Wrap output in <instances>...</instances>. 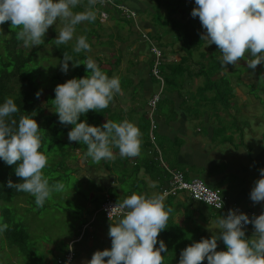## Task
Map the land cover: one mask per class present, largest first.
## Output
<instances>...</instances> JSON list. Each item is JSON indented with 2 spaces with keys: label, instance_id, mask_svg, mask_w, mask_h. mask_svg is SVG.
<instances>
[{
  "label": "clouds",
  "instance_id": "1",
  "mask_svg": "<svg viewBox=\"0 0 264 264\" xmlns=\"http://www.w3.org/2000/svg\"><path fill=\"white\" fill-rule=\"evenodd\" d=\"M98 3L103 5L106 0H87L86 4L84 0H0V25L10 22L11 29L18 30L17 39L25 47L32 48L44 44L49 27L59 20L62 27L55 39L57 48L75 38L73 52H91L88 37L75 33L78 25L96 21ZM195 5L191 16L198 17L205 30L201 41L207 46H217L222 54V67L235 66L241 60L253 70L264 64V0H195ZM78 6H83L84 10L73 11ZM69 61L73 68L83 64L90 75L68 79L54 88L52 102L58 121L73 126L68 140L85 145V156L94 164L115 161L113 149H118L121 158L140 156L142 133L129 120H106L102 126L78 122L81 115L108 108L114 97L122 94L120 78H110L91 57L84 63L74 62L67 52L59 62L65 74L70 70ZM40 94L36 93L37 98ZM19 112L12 98L0 104V160L10 166L17 165L15 175L23 181L14 184L9 180L7 186L33 196L39 208L53 193L63 192L65 184L61 181L50 183L44 174L49 157L41 151L43 137L32 118L36 113L20 115L17 119ZM259 171L260 178L250 191L254 204L264 202V169ZM218 199L220 202L215 207L220 209L222 202L220 197ZM164 201L162 194L149 196L133 192L116 203L109 212V220L112 215L118 217L109 225L111 248L95 251L87 264H164L165 256L161 253H166L167 247L158 237L168 227L173 212ZM248 224L254 228L250 238L245 234ZM214 228L219 229V234L187 246L181 251L178 264H203L205 259L207 264H264V212L250 218L243 212L229 209L226 216L217 217ZM8 229L7 223L0 224V233ZM218 240H222L226 251H217ZM71 248L69 245V250ZM67 263L69 260L65 259L63 264Z\"/></svg>",
  "mask_w": 264,
  "mask_h": 264
},
{
  "label": "crops",
  "instance_id": "2",
  "mask_svg": "<svg viewBox=\"0 0 264 264\" xmlns=\"http://www.w3.org/2000/svg\"><path fill=\"white\" fill-rule=\"evenodd\" d=\"M162 2L163 0H157V3L153 6L148 3L147 0H125V6L133 13L131 17L133 24L126 14H119L113 10L115 16L119 20L128 23L124 29H122L123 27L118 29L122 36L120 37L119 34V37L122 39L118 42L120 46L113 50L117 49L116 51L121 52L119 53L121 59L127 58L125 54L126 49L135 56V58L132 59L133 62L136 63V68L133 72L131 71V73H128V76L131 77V81L127 85L129 86L133 83L130 93L139 95L141 101L138 111L144 112V114L147 115V123H149V125L150 118H152L154 128H152L151 131L150 129L148 130V137L153 142L158 156V159H155L153 154L154 162H150L149 158H144L143 160L140 156L139 159H141L142 162L136 163L134 160L135 158L130 159L133 161L135 169L139 168V163L141 164V170H139L141 179L145 181V183H148L147 186H152L150 192L140 189L139 194L143 193L151 196L162 194L164 190L170 191L173 182L170 180L167 169L179 172L186 181L200 179L208 187L217 189L224 198V205L221 209H216L204 203L192 206L190 202L191 198L183 191L170 192L165 196V198H167L164 203L166 207H171L173 209L171 214L181 212L177 217L178 219L173 218L172 220L173 222H177L180 229H183L181 227L188 221L186 219L189 213L191 215L190 218L193 217L198 225L207 227L206 230L213 231L209 232L208 235L219 234V229L214 228L217 217L223 216L224 212H227L235 206L240 207L246 214L253 213L250 218L264 212V202L254 204L250 199V191L254 187L255 181L260 178L259 170L264 169V123L262 127L252 126L250 128L245 127V131L239 130V127L237 128L233 119L232 110L230 116H228L227 113L225 116H222V107L219 105L220 103H218V99H222V97H218L214 100H217V103H214V101L209 102V100L204 97L199 103L200 107L196 106L195 100L193 99L194 95L188 86V76L189 74L200 76L203 72L202 66L209 64L208 60H204V58L211 57V65L214 66L218 63L220 67H222L220 63L222 54L215 44L207 46L204 41H201V34H203L205 30L202 28L199 18L191 16L192 9L196 7L195 0H176V13L182 20L185 29L183 33L184 37L183 35L181 36V33L177 30H172L173 34L171 38L168 35L171 32L164 36L163 31L158 28L161 21L155 20V18L159 19L158 15L161 14L159 5L162 4ZM101 6L112 10L108 5L107 7L106 5ZM104 8L102 9V11L105 12V14L102 12L104 16L98 14V17L99 15L102 17L100 18L102 21L105 16L108 18L110 17L107 9ZM174 27L175 26L172 25V28ZM114 32L115 30L111 27L110 31H108V35ZM123 38L127 39L125 44L123 43ZM167 41L170 43L169 46ZM146 42H148V46ZM158 42H162L164 45L158 48L156 47ZM130 43L133 44L129 46ZM152 48L161 51L159 62L169 65L166 70L167 73H169L166 74L167 77H178L182 75L176 74L175 72L177 71L185 73L186 81L185 77H183L182 79L185 83L182 85V90H185V88L187 90L189 89L188 98L182 97L179 91L180 87L174 84L167 85L165 82L163 90L161 91L159 83L162 82H158L152 78L151 70L148 65L150 59H155L151 51ZM166 49H169V51H166ZM206 49H208V51L211 50L212 55H205L203 51ZM108 50L109 47L108 49L105 48V51ZM194 50L198 51L199 55H196ZM150 52L152 53L151 57H149L147 62H144V55L148 53L150 56ZM227 66L228 65H226V67ZM222 68L224 69V67ZM171 70L174 71V75L171 74ZM162 76L164 78V75ZM258 76L264 77L260 73ZM253 77L256 78L254 74L252 75V78ZM155 93L160 94V101L158 104L160 105L161 103L163 106L165 103H169L173 106L171 109L172 111L167 109L169 112L166 113V109L163 108L160 114H156L155 109L159 107L158 105L153 109V113L150 112L148 98ZM132 94L127 96L126 99L128 101L125 102V107L132 104L131 101L135 98ZM116 102L117 97H114V101L111 104H115ZM119 102H123V96L119 98ZM204 103L205 106L209 104V107L205 108ZM112 119L117 120L116 116H113ZM154 130L157 135H155ZM152 131H154V135L158 138L159 136L162 137V140L158 139L159 143H156V140L152 138ZM237 134L239 138H236ZM141 153L150 154L148 146L145 149L143 148ZM123 159L126 164L128 158ZM147 163H149L150 166L147 165ZM91 164L92 162L88 160L86 166L91 168ZM152 167L156 169H154V171L150 170ZM102 168L104 169H100L95 172V174H98V176L100 174L105 176V178L98 177L97 175L89 177L93 179V182L88 180L89 183L97 184L96 187H92L94 188L92 193L96 196L103 195L104 197L114 194L118 195L119 193L116 194L114 189L121 186L120 183L115 182L114 179L117 176H121L123 178L122 180H124V177L127 175L119 172L117 168H115L116 170L109 169L111 171H107L106 169L108 168L106 167ZM75 176L78 177L77 175ZM110 179L113 180L111 183ZM88 182L85 180V183ZM121 196L124 197V193ZM121 196H119V198H122ZM87 217V221L84 223V225H87L82 230L85 232V236L75 244L74 260L81 254L80 250L82 248L89 247L91 250H95V248L105 244L108 245V249L111 248V238L108 236L110 221L102 222L98 212H93ZM170 222L171 220L168 221V224H170ZM96 225H98V227ZM88 227L92 229L91 232L93 231V233H88ZM253 232L254 228L251 224L245 226L246 238H250ZM199 235L204 239L208 237L202 232H200ZM76 236L77 234L70 235L67 239L69 241L75 239ZM176 237V239H179L178 235ZM85 239H91L92 244L89 246L86 245ZM221 241L222 240L217 241V251L226 249V246ZM50 250H52L53 253H60L56 245L55 248ZM48 263L53 264L51 254L45 257L44 264Z\"/></svg>",
  "mask_w": 264,
  "mask_h": 264
},
{
  "label": "rangeland",
  "instance_id": "3",
  "mask_svg": "<svg viewBox=\"0 0 264 264\" xmlns=\"http://www.w3.org/2000/svg\"><path fill=\"white\" fill-rule=\"evenodd\" d=\"M147 1L153 6L157 3V0H147ZM86 2L87 0H84V4H86ZM176 3H177L176 0H163L162 4L159 5L161 8V14L158 15L159 19L155 18V20L161 21L160 25H158V28L159 30L163 31L164 36L167 33L171 32L168 34L170 38L173 34L172 30H177L179 33H181V36L185 32L182 20L176 13ZM108 6L113 7L110 4ZM103 8L104 7L98 3L95 6V9H98L96 21L92 23L85 22V23L78 25L76 28L75 35L76 36L86 35L88 37V42L91 45V48H92L91 52H83V54L87 55V57L84 58V62L87 60V58L91 57L98 64V60L96 59L98 58L101 63L103 62L102 67H101L103 70L107 71V70L112 69V71L109 74V77L111 78L113 76H118L120 78V81L121 82L124 81V86H126L131 81V77L128 76L129 75L128 73H131V71L133 72L136 68L135 67L136 63H134L132 59V58H135V56L133 55L132 52L126 49L125 54L127 58L121 59L119 57V53L121 52L116 51L117 49L115 50L113 49L120 46V43L118 42L120 41V39H122L120 38L122 36L119 33L118 29L122 27H123L122 29H124V27H126L128 23L123 20H119L115 16V12L107 8H104V9H107L110 17L108 18L107 16H105L102 21L98 17V14H99V10ZM83 10H84L83 6H78L75 9H73V11H77V12L83 11ZM177 11H178V8H177ZM125 12L126 11H122L121 13H125ZM126 14L133 24L132 18L129 16L127 12ZM172 25H174L175 27L172 28ZM60 27H62V24L58 20L56 25L54 24L53 26L49 27L45 35V39L51 36L53 37V39H56L58 35L57 33ZM111 27H113L115 32L112 33L111 35H108L109 34L108 31H110ZM11 34H13V31L11 30L6 31L5 34L0 33L2 37L4 36L3 38L9 39L10 41H14L13 38L11 37ZM119 34H120V37H119ZM45 39H44V42L46 41ZM123 39H124L123 43L125 44L127 39L125 38ZM75 42L76 41L74 38L72 41L68 42L67 44H69L73 48L75 45ZM132 44L133 43H130L129 46ZM167 44L169 46L170 43L167 41ZM146 45L148 46V42H146ZM156 45H157L156 47L159 48L160 46H163L164 44L162 42H158ZM108 47H109V50L105 51V48L108 49ZM17 49L25 53V51L28 52L31 48L25 47L23 45V42L21 40H18V42L16 43V50ZM166 51H169V49H166ZM203 52L205 55H212L211 50L208 51V49H206ZM194 53L196 55H199L198 51L196 50H194ZM160 54H161V51H160ZM92 55L95 56L96 58H93ZM151 55H152L151 52H150V56L148 55V53H146L144 55L143 61L147 62L149 57H151ZM211 59H212L211 57L204 58V60H208L209 66L208 65L202 66L203 72L200 74V76H194L192 74H189L188 76V80H189L188 86H189L190 91H192V94L194 95L193 99L195 100L196 106L200 107L199 103L204 99V97L207 98L209 102L214 101L218 97H222V99L220 98L218 99V103H220L219 105L222 107V116H225L226 113L228 114V116H230V112L232 110L233 119L235 121L237 128L239 127V130L245 131V127L250 128L252 126L262 127V124L264 123V77L258 76V75L260 73L264 76V64L258 65L255 68V70H253L247 67V63L245 60H241L235 66L228 65L226 68L223 69L222 67H220L218 63L214 66L211 65ZM112 63L116 65L113 68H111ZM149 64L152 66L154 64V59H150L148 65ZM160 66L163 71L167 70V65L165 63L161 62ZM54 69H55V66L52 68V70ZM170 72L171 74L174 75V71L171 70ZM175 73L182 74V75H179L178 77H170L171 79L175 80L173 84L174 85L184 84L186 81L185 73L184 72L181 73V71H177ZM253 74L254 76H256V78L255 77L252 78ZM60 76L61 77L58 80H54L50 78V77H54V74H52L50 75V77L44 80L45 88H42L41 94L39 98L37 99L38 101L37 104L43 101V97L49 98V95L50 94L52 95L54 91V86H56L58 83H64L67 81L66 79L67 76L63 75L62 73L60 74ZM183 77H185V81L182 79ZM261 77L262 79L260 80ZM255 80H256V84H255ZM132 85L133 83H131L129 86L127 85V87L124 88L123 84L121 83L122 94H117L115 96L117 97V102L115 104L109 105L108 108L109 110H111L109 114L107 113L103 115L100 114V112L102 111H107V109H103L100 112L96 113V115L98 114L101 116H98V117L95 116L93 118L94 121H91L89 118L91 116L90 114L91 110H90L88 113L81 115L78 122L84 121L82 120V118H85L86 119L85 122L91 126H102L106 122V120L113 121L112 120L113 116H116L117 118V120H114L115 122H120V121L127 119L130 122L134 123L136 126H138L142 133V148H141L142 150L143 148L145 149L144 147L145 140H146V136L148 133V127L146 125L147 115L144 114V112L138 111L140 109L139 103L141 101L138 96L134 95L135 97H138V98L133 99L131 101L132 104L127 105V107H125V102L128 101L126 99L127 96L132 94L130 93V91L132 90ZM178 87H182V85ZM188 90L185 88V91L188 92ZM121 96H123V102H119V98ZM152 96L153 95H151L148 98V101L152 99ZM184 97L187 98L188 94H186ZM214 103H217V100L214 101ZM47 107L49 108L48 111L50 112L54 111V109H51V105H48ZM172 107L173 106L170 105L169 103H165L163 106L160 103L159 107L155 109V112L156 114H160V112L162 111L161 109L165 108L166 113H168L169 111L167 109L171 110ZM204 107L205 108L209 107V104H206L205 106V103H204ZM46 108L44 110H46ZM20 115H23V114L20 113ZM54 120L58 124V119L54 118ZM63 128L64 130L61 136H64V138L68 141L67 142L68 146L65 148L60 147L58 153L55 155H47L49 157V164L43 171H44V174L49 178L50 183L61 181L65 184V190L63 192H60L59 195H57V193H53L57 196V198L59 197L58 201H60L62 198L64 199V201L60 205H58L57 202L51 203L48 200L46 201L48 203H45L43 207H39L40 209L39 211L34 210L32 213H29L31 219L34 221V222L32 221L30 222L34 226H37L40 231H43V229L46 228V230L42 232V236H45V237L51 236L53 239H56V242H50V240L48 239H46V241L42 240V245L40 244L41 246H38V247H40L41 249L44 248V250L53 249L55 248V245L58 249L62 247L61 250H63L65 248L64 246L66 244L67 245L69 244L67 235H65L64 233L71 226L69 223L72 222L71 220L72 215L76 216V215H79V213H82L83 211L92 209L93 205L88 200L95 196V194L92 193V191H94V188L92 187H96L97 184L89 183L88 180H90V182H93V179H90L89 177L94 176V175L98 176V174H95V172L99 171L100 169H104L102 167L108 168L106 169L107 171H111L109 169L117 168L119 169V172L127 175L126 177H124V180H122L121 176H118L117 178L114 179V181H117V182L122 180L120 182L121 187L113 186V187H118L114 189V192L116 194L119 193L118 194L119 196H121L123 193H125L127 196L131 195L133 192H136L137 194H139L140 189L150 192V188H152V186L150 185L147 186L148 183H145V181H142L141 179V173H139V170H141L140 163H139V168L137 169L134 168L133 161L130 158H128V162H126L125 164L124 159L119 156L118 149H113V151L116 153L115 161H101L99 164H94L90 158H87L85 156V152H86L85 145L79 142H70L68 140V130H71L72 127L70 125H67L66 127H63ZM155 135H157L156 131H155ZM64 138H57L58 139L57 141L62 143ZM236 138H239L238 134ZM158 139L162 140V137L160 136L159 138L156 137V143L159 141ZM140 158L143 160L144 158H149L150 162H154L153 154L141 153ZM141 159H139V156H138L134 160L137 163V162H142ZM88 160L92 162V164L90 165L91 168L86 166V162ZM66 167L74 168V170H71V171L73 174L78 176L77 179L75 180L74 185H70L65 180L66 175L68 173L71 174V172L66 170ZM154 169L156 168L155 167L150 168V170H153V171ZM89 172H92V173H89ZM98 177L105 178V176H102L100 174ZM85 180L88 183H85ZM112 181L113 180L110 179V183ZM66 192H68L70 196L65 195ZM62 193H64V196L62 195ZM72 193H74L73 197H72ZM190 202L192 206H197L198 204H200V202L196 200H192V199L190 200ZM20 204L21 203L18 201L19 206ZM71 208L75 210L73 214H72ZM180 213L181 212H175L170 215L169 220H171V222L166 228L168 229L165 231L166 235L164 233L166 243L170 241V238H173V241L167 245L170 248V250H178V249L183 250L185 246L187 247L188 245L194 242H199L202 239V237L199 235L200 232L208 236L207 238H211L212 235H208V233L213 232V231L206 230L207 227L198 225L196 221L193 219V217L190 218L191 215L189 213L187 214V219H186L188 221H186V223L183 224V227H181L183 229H180L177 225V222L172 221L173 218L178 219L177 217L180 215ZM99 215L101 217V214ZM77 225H79V223H77ZM86 225H84L83 228ZM42 226L44 227L43 229H42ZM96 226L98 227V225ZM91 230L92 229H90V227L87 228V231L90 234L93 233V231L91 232ZM163 231H161V233L159 234L158 241L162 240L165 243L164 239L161 237ZM177 235L179 236V239H176ZM4 236H7V234L0 233V238H4ZM76 238L77 237H75V239ZM85 242H86L85 244L88 246L92 244L91 239H85ZM5 244L6 243H4L3 241H2V244L0 242V264L11 263L14 261H15L14 264H23L22 261L20 260V257H17L19 254L15 253L16 256L12 255L11 252H8L9 249L7 248ZM75 244L76 242H74V245H73V254H75ZM104 249H108V245L105 244L103 246H99L95 248V250H91V248L89 247L82 248L80 250L81 254L77 257V259L74 260L73 263L69 262L67 264H87V262L90 261L92 254L95 251L104 250ZM222 251H226V249ZM5 253H7L8 255ZM161 254L163 255L164 253H161ZM164 256H165L164 263H166L167 257L166 255Z\"/></svg>",
  "mask_w": 264,
  "mask_h": 264
},
{
  "label": "trees",
  "instance_id": "4",
  "mask_svg": "<svg viewBox=\"0 0 264 264\" xmlns=\"http://www.w3.org/2000/svg\"><path fill=\"white\" fill-rule=\"evenodd\" d=\"M114 3L119 4L121 6H125V0H112ZM103 5H109L108 1L106 0V3ZM126 7V6H125ZM112 10H114L116 13L121 14L122 11H125V9H116L111 7ZM126 9H128L126 7ZM129 10V9H128ZM102 9L99 10V14L102 15ZM127 12V11H126ZM122 13V14H126ZM128 13V12H127ZM99 15V18H102ZM127 15V14H126ZM0 33H6V31L11 30L13 31V34H11V37L14 41H10L9 39H5L0 35V104H2L6 98H12L20 108V112L16 114V118L18 119L20 116V113L23 115H31L33 112L36 113L35 116L32 118L36 120L38 123V126L41 130V135L43 137V145L41 148V151H43L46 155H55L58 153L60 147H67V140L64 138V136H61L63 133L64 128L67 125H63L58 121V124L55 122L54 118L58 119L57 114L54 112L55 108L53 105L52 100L54 99L55 93L53 91L52 95H49L48 97H43V101L39 102L37 104V96L36 93L42 91V88H45L44 80L50 75L54 74V77H50L54 80H58L62 73L63 75L67 76L66 79H72V78H81L86 75H90V72L88 73V70H86L85 66L83 64H80L79 66L73 68L72 67V61H69V71L64 74L60 70V60L63 58V53L67 52L69 55L73 57L74 62H80L84 63V58L87 57V55L83 54V52L77 54L72 51V47L69 44H61L56 46L55 39L53 37H48L45 39L44 44L39 46L32 47L28 52L25 51V53L21 52V50H16V43L18 42L16 32L17 29H11L10 22H6L3 25H0ZM14 35V36H13ZM49 46V47H48ZM57 50L55 51L54 50ZM89 55V53H88ZM93 58H96L92 55ZM98 65L101 68L103 62L101 63L98 58ZM160 63V62H159ZM161 63L158 65V75H155L152 71V67L149 64L152 78H154L159 83V88H161V91L163 90V85L166 82L167 85H172L175 80L171 79L170 77H167L166 74L167 71H163L161 68ZM55 66V69L52 70V68ZM116 65L112 63L111 68L115 67ZM168 66V65H167ZM108 76L112 69L110 70H103ZM164 75V78L163 76ZM169 76V75H168ZM124 86V81L121 82ZM61 84V83H58ZM175 85V86H181ZM51 86V85H50ZM124 86V88H126ZM55 88V86H54ZM160 91V92H161ZM180 95L184 97L186 94L189 93L185 90H182V87L179 88ZM135 96V93L133 94ZM140 98V97H139ZM188 98V97H187ZM134 99H137L135 97ZM160 99L158 102L155 103V107H157L159 104ZM44 103V104H43ZM48 105H51V109H54V111L50 112L48 111L49 108ZM47 107V108H46ZM150 107V104L148 105ZM46 108V110H44ZM107 111H102L100 114H109L111 110L109 108H106ZM150 109V108H149ZM101 111V110H100ZM97 111H90L91 116L89 117L91 121H94V117H98L101 115H96ZM96 119V118H95ZM82 120L86 121L85 118H82ZM114 121V119H112ZM146 125L148 127V130L150 129L149 123ZM60 126V127H59ZM73 127L72 125H70ZM70 130H68L69 132ZM154 140H156V137L154 135V131H152ZM57 138H64L63 142H58ZM149 148L150 154H154L155 159H158L157 156V150L155 149L153 142L148 137V133L145 140V148ZM160 154V153H159ZM161 156V155H160ZM64 164V163H63ZM62 164V165H63ZM88 164V161L86 162V165ZM149 165V163H147ZM17 165H7L3 160H0V224L7 223L9 225V229L3 233H6L7 236H4V238H0V242L2 244V241L6 243L5 245L9 249L8 252H11L12 255L19 254L17 257H20V260L24 264H44L45 263V257L48 255H52V263L53 264H63L65 261V254L67 250V244L64 246L65 248L63 250L62 247L58 249L60 253H53L52 250L48 249L44 251V248L41 249L38 246L42 245V240L46 241V239L50 240V242H56V239H53L50 237L42 236V232L46 230L42 226L43 231H40L37 226H34L30 221L34 222L29 213H32L34 210L39 211L40 209L37 208L35 204V198L31 196L28 193L24 192H17L14 188H9L7 186V182L11 180L14 184L15 183H21L23 182L21 178L17 177L15 175V168ZM66 170L71 172L66 175L65 180L70 184L74 185L75 180L77 177L72 173L71 170H74V168H67ZM116 170V169H113ZM118 173V172H117ZM48 175V174H47ZM118 177V176H117ZM115 177V178H117ZM123 179V178H122ZM117 182V181H115ZM121 180L117 183H120ZM72 193V197H73ZM59 195V193H57ZM64 196V193H62ZM65 195L70 196L68 192L65 193ZM124 197L119 198L118 195H111L104 197L103 195H95L91 199H87L90 201L93 205L91 210L83 211L82 213H79V215H72L71 220L69 224L71 225L70 228L64 233L67 235V238L70 235H74V233L77 234L78 241L81 240L85 236V232L82 231V227L87 221V216H90L93 212H98L101 214V221L102 222H108L115 223V221L118 219V217L109 218L106 217L103 212L100 210V207L103 202L106 201H114L116 203H120L127 197V195L124 193ZM222 195V194H221ZM171 196V195H170ZM169 197V196H168ZM167 198V197H166ZM165 198V200H166ZM59 197L55 194L52 195L51 199L49 201L51 203H56L60 205L64 199L62 198L60 201H58ZM67 200V198H66ZM18 201L21 203L20 206L18 205ZM165 202V201H164ZM48 203V202H46ZM207 205V204H206ZM37 208V209H36ZM72 214L74 213V209L71 208ZM225 213V212H224ZM223 213V215H224ZM79 223V225H77ZM77 225V226H76ZM48 229V228H47ZM76 229L77 232H76ZM165 229L162 232L161 237L164 239V233L166 235ZM41 233V234H40ZM63 234V235H64ZM165 245L167 247V252L170 250V248L167 246L170 244L173 239L170 238V241L166 243ZM41 244V245H40ZM157 247L159 244L156 245ZM186 246L183 248L185 249ZM17 250V251H16ZM167 252L163 255H167ZM7 254V253H5ZM8 255V254H7ZM16 256V255H15ZM75 257V254L72 256L71 263L73 262ZM15 262V261H14ZM14 262L6 263V264H14ZM166 264V263H164Z\"/></svg>",
  "mask_w": 264,
  "mask_h": 264
},
{
  "label": "built area",
  "instance_id": "5",
  "mask_svg": "<svg viewBox=\"0 0 264 264\" xmlns=\"http://www.w3.org/2000/svg\"><path fill=\"white\" fill-rule=\"evenodd\" d=\"M151 50H152V53L156 56V59H154V64H153V67H152V71H153V73L155 75H158V65L160 63L157 61V57L160 56V50L156 49V48H152ZM158 100H159V94H154L152 96L151 102H157ZM173 181H174V183H173L174 186L169 192L174 193V191L176 189L187 190L188 193L193 198H196V199H198L200 201H203V202H205V203H207L209 205H212L214 208H216L215 205L220 202L219 199H218L220 197V200L222 202V207L224 205L223 204L224 203V198L221 196L219 191L217 189L208 187L200 179H193L192 181L187 182V181L183 180L181 174H174ZM232 209L236 210L237 212H243V213L246 214V212L242 211L240 209V207H238V206H235ZM227 212L224 213V216L227 215ZM252 214L253 213H250V214H247V215H249V217H250Z\"/></svg>",
  "mask_w": 264,
  "mask_h": 264
},
{
  "label": "bare ground",
  "instance_id": "6",
  "mask_svg": "<svg viewBox=\"0 0 264 264\" xmlns=\"http://www.w3.org/2000/svg\"><path fill=\"white\" fill-rule=\"evenodd\" d=\"M107 1H108V3H109L111 6H113L114 8H116V9H125V11L128 12V14H129L130 17L133 16L132 11L126 9L125 6L123 7V6L119 5V4H116V3H114L112 0H107ZM154 56H155V55H154ZM155 59H156V56H155ZM157 61L159 62V57H157ZM155 103H156V102H151V100L149 101V104H150V112H151V113H153V109L155 108ZM152 128H154V125H153L152 119L150 118V131H151ZM149 133H150V132H149ZM150 136H151V134H150ZM165 168H166V167H165ZM166 169H167V168H166ZM167 170H168V172H169L170 180L174 183V181H173V176H174V174H180V173H179V172L172 171V170H170V169H167ZM181 176H182V175H181ZM182 178H183V177H182ZM183 180H184V179H183ZM184 181H186V180H184ZM191 181H192V180H191ZM187 182H190V181H187ZM173 186H174V184H173ZM173 186L171 187V189L173 188ZM171 189H170V190H171ZM175 191H183V192H186V193L188 194V196H189L191 199L196 200V201H198V202H200V203L207 204V203H205V202H203V201H200V200H198V199H196V198H193V197L188 193L187 190H184V189H176ZM169 193H170L169 191L164 190L163 193H162V195L166 196V195L169 194ZM115 205H116V202H114V201H106V202H103V203H102V205H101V207H100V210L103 212V214H104L106 217L109 218V212H110L111 208L114 207ZM207 205H209V204H207ZM209 206H212V205H209ZM212 207H213V206H212ZM113 217H116V215H112L110 218H113ZM84 228H85V227H84ZM84 228H82V230H83ZM78 239H79V238L69 240V244L67 245V250H66V254H65V259H68L69 262L72 260V256H73V245H74V242H77ZM69 245L72 246L71 250H69Z\"/></svg>",
  "mask_w": 264,
  "mask_h": 264
},
{
  "label": "flooded vegetation",
  "instance_id": "7",
  "mask_svg": "<svg viewBox=\"0 0 264 264\" xmlns=\"http://www.w3.org/2000/svg\"><path fill=\"white\" fill-rule=\"evenodd\" d=\"M181 251L182 249L169 250L166 255L167 257L166 264H178ZM203 264H207L206 259L203 261Z\"/></svg>",
  "mask_w": 264,
  "mask_h": 264
}]
</instances>
